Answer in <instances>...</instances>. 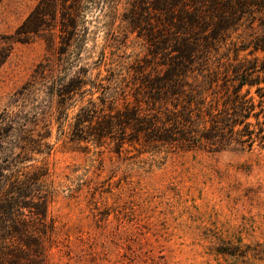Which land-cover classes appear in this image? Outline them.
<instances>
[{"label":"rangeland","instance_id":"374dc122","mask_svg":"<svg viewBox=\"0 0 264 264\" xmlns=\"http://www.w3.org/2000/svg\"><path fill=\"white\" fill-rule=\"evenodd\" d=\"M39 4L48 8L45 26L19 32ZM190 16L203 31L189 27ZM260 40L264 0H0V114L20 112L39 142L30 156L19 147L3 154L25 155L4 172L24 176L40 164L48 172L39 264H264L259 139L181 147L116 124L120 114L156 113L144 80L166 72L178 41L190 55L184 86L207 97L212 73L237 57L264 58L252 53ZM29 83L35 91L21 94ZM60 93L69 104L58 111ZM251 93L258 98L256 87ZM80 116L114 118V129L95 138L79 130ZM36 262L13 238L0 247V264Z\"/></svg>","mask_w":264,"mask_h":264},{"label":"trees","instance_id":"16d2710c","mask_svg":"<svg viewBox=\"0 0 264 264\" xmlns=\"http://www.w3.org/2000/svg\"><path fill=\"white\" fill-rule=\"evenodd\" d=\"M47 11L48 8L37 5L19 27V32L40 31L45 26L43 16L48 14ZM162 11L171 13L172 10ZM189 18L188 24L193 31H203V25H200L195 16ZM73 25L74 23H66L64 28ZM69 42L71 41H65ZM176 46L179 54L168 64L166 72L157 77L149 75V78L144 80L147 97L156 105L153 106L156 113L146 114L141 120L131 113L120 114L116 124L122 127L124 124H131L149 143L159 141L181 147L208 146L219 150L233 142L251 147L259 139L264 145V75H260L264 74V58L254 55L253 58L246 57L242 60L237 57L236 62H230L221 74L212 73L211 92L207 93V97L211 95V98L207 101L206 95L199 97L197 89L192 85H189V88L184 86V68L190 55L187 54L188 45H181L178 41ZM259 50L264 51V46L257 42L252 53L255 54ZM46 70L47 67L41 64L35 76L36 83L44 77ZM36 83H29L25 88L27 90L20 93L31 96ZM253 87H256L258 98L251 93ZM62 95L65 94L60 93L58 111L63 107L67 108L69 104V96ZM252 117H255V122L251 120ZM23 121V116L18 111L6 110L0 114V247L4 249L7 240L13 238L29 248L39 264L42 246L40 235L49 230L47 219L50 193L46 180L48 172L45 164H40L24 176L12 172L7 174L4 171L12 170L24 162L25 155L19 158L7 154V157L2 156L11 151L12 147L23 149L24 154L29 156V153L32 155L37 152L35 150H38L36 146L39 142L33 138ZM78 121L79 130L95 138L112 133L115 123L114 118H111V121L92 120L87 116H80ZM86 121L93 124L91 130L84 129ZM25 159L32 160L30 157ZM2 216L8 218L6 225ZM9 220L12 223H9ZM13 256L16 258L19 254Z\"/></svg>","mask_w":264,"mask_h":264}]
</instances>
